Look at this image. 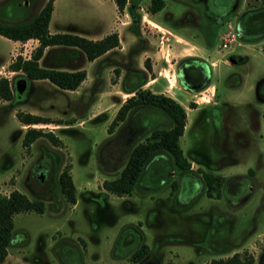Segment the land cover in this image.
Returning a JSON list of instances; mask_svg holds the SVG:
<instances>
[{
  "label": "rangeland",
  "instance_id": "374dc122",
  "mask_svg": "<svg viewBox=\"0 0 264 264\" xmlns=\"http://www.w3.org/2000/svg\"><path fill=\"white\" fill-rule=\"evenodd\" d=\"M42 2L30 0L25 18ZM150 2L128 0L122 11L114 0L53 2L52 30L95 39L119 35L118 46L93 60L69 46L47 51L43 66L86 69L76 89L27 79L9 67L0 72L16 93L0 97V194L16 188L44 203L41 212L14 213L0 264H208L234 252L264 264V94L257 89L264 79V28L245 34L239 26L250 11L264 9V0H164L154 13ZM225 30L241 35L222 47ZM32 44L21 45L11 60L30 55ZM14 48L12 39L0 36V65ZM188 56L201 58L210 70L209 80L194 90L177 74ZM129 71L142 75L141 88L184 106L179 143L194 176H182L174 165L166 180L145 176L131 194L117 195L102 187L103 180L119 175L132 147L151 129L170 124L160 109L138 105L108 132L119 106L134 94L124 87ZM18 112L48 122L23 123ZM30 127L52 132L56 143L43 134L23 145ZM199 166L225 176L219 194L206 193ZM63 169L72 175L75 202L60 190ZM141 242L149 245L142 263L130 259Z\"/></svg>",
  "mask_w": 264,
  "mask_h": 264
},
{
  "label": "trees",
  "instance_id": "16d2710c",
  "mask_svg": "<svg viewBox=\"0 0 264 264\" xmlns=\"http://www.w3.org/2000/svg\"><path fill=\"white\" fill-rule=\"evenodd\" d=\"M26 17L29 13V5L16 0ZM118 10L122 11L128 0H114ZM54 0H43L35 15L23 17L22 20L12 21L8 17H0V34L14 39L25 41L29 38H36L37 45L32 50L30 57H24L21 53L12 59L8 67L10 70L22 71V77L27 79H48L55 85L63 89H76L86 76L85 68L66 69L52 66H43L39 63L47 46L74 47L80 49L88 60H93L106 51L113 49L120 44L117 31L105 34L101 38H90L79 33L67 31L51 32L49 30V20L53 11ZM164 6V0H151L149 11L154 13ZM254 13V12H253ZM248 13L245 24L251 28L257 26L264 28V9ZM7 16V15H6ZM145 63L148 68L150 64L147 59ZM143 81L139 72H128L125 78L124 87L128 92L134 94L128 96L119 106L114 118L108 125V132H112V127L125 119L128 111L138 105H146L160 109L169 119V125L163 128H153L144 141L137 142L131 149L124 166L118 176L106 178L102 182V187L117 195L131 194L135 184L145 176L158 178L159 183L166 180L175 165L181 169L183 175L194 173L190 167L191 163L184 155L179 143V137L183 134L186 123V110L182 104L172 96L162 92H153L148 88H141ZM19 87L16 90L19 91ZM16 95L10 80L6 76L0 77V97L9 100ZM17 116L23 123H36L42 120L41 116L31 112H18ZM264 116V112H263ZM48 122V121H44ZM46 134L56 143L57 137L52 132H45L41 128H27L22 143L28 145L36 137ZM197 170L201 173L199 180L206 189L208 195L216 189L219 194V185L225 176L205 171L201 167ZM249 171H252L251 169ZM197 177V176H196ZM59 187L64 196L70 202L76 201V187L72 175L67 169H63L58 177ZM176 182H172L175 188ZM159 185V184H158ZM157 186V185H156ZM44 203L39 198H29L18 189H12L8 194H0V262L4 260L8 252V245L11 242V233L14 225L13 215L24 210L43 211ZM131 232V231H130ZM149 252V245L141 242L135 246L130 253V259L135 262L146 260ZM65 261V259L63 260ZM87 264V263H82ZM171 264V263H167ZM208 264H255L253 256L246 254L242 256L239 252H234L227 257H214Z\"/></svg>",
  "mask_w": 264,
  "mask_h": 264
},
{
  "label": "flooded vegetation",
  "instance_id": "af4514ba",
  "mask_svg": "<svg viewBox=\"0 0 264 264\" xmlns=\"http://www.w3.org/2000/svg\"><path fill=\"white\" fill-rule=\"evenodd\" d=\"M240 30H242L245 34L250 33V26L247 24H240ZM261 27L257 26V30H260ZM239 35H241V32H239ZM233 62H235V59L230 57ZM178 78L181 84L189 89L194 90L198 89L201 86H203L210 78V70L208 64L202 60L201 58L195 57V56H188L181 60V62L178 65ZM257 89L259 92L264 94V79H262L258 85Z\"/></svg>",
  "mask_w": 264,
  "mask_h": 264
},
{
  "label": "crops",
  "instance_id": "0c3cea01",
  "mask_svg": "<svg viewBox=\"0 0 264 264\" xmlns=\"http://www.w3.org/2000/svg\"><path fill=\"white\" fill-rule=\"evenodd\" d=\"M54 2H55V0H54ZM22 3H25L26 5H29V2L28 1H21V5H22ZM20 5L17 3V1L16 0H0V17H3V16H5V17H8V18H10V19H12V21H16V20H22L23 19V17H25L24 16V14L22 13L23 12V10L19 7ZM117 8V7H116ZM7 15V16H6ZM51 16H52V14H51ZM50 20H51V18H50ZM50 20H49V23H50ZM48 27H49V30L51 31V32H56L57 30L55 29V30H52L51 28H50V24L48 25ZM0 36L1 37H3V35H1L0 34ZM5 37V36H4ZM6 38H8V37H6ZM9 39H11V38H9ZM95 39V38H94ZM29 41H33V44L31 45V48L32 47H35L36 45H37V43H38V40L36 39V38H29V39H27V40H25V41H21V40H14V39H12V42H14L15 43V48H14V53H11V56H10V58L6 61V63H2L1 65H0V72L3 70V69H5L6 67H8V64H9V62L11 61V58L16 54V53H18L17 51L20 49V47H21V45H25L26 43H28ZM55 47H58V46H47L46 48H45V50H44V53H43V55H42V57L39 59V63H41L42 62V58L43 57H45L46 56V54L48 53L47 51H49L50 49H53V48H55ZM19 52H21L20 50H19ZM24 57H26V56H24ZM27 57H30V55H27ZM64 68H65V66H64ZM66 69H74V68H66ZM12 71H16V70H12ZM263 118H264V116H263ZM199 167H201V166H199ZM211 172V171H210ZM213 173V172H212ZM214 174H219V173H214ZM220 175H222V174H220ZM224 176V175H223Z\"/></svg>",
  "mask_w": 264,
  "mask_h": 264
},
{
  "label": "built area",
  "instance_id": "2783aa9c",
  "mask_svg": "<svg viewBox=\"0 0 264 264\" xmlns=\"http://www.w3.org/2000/svg\"><path fill=\"white\" fill-rule=\"evenodd\" d=\"M239 36V33H235L232 30H225L224 33L220 34V44L222 47H227L228 44L234 42Z\"/></svg>",
  "mask_w": 264,
  "mask_h": 264
}]
</instances>
